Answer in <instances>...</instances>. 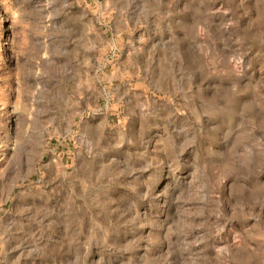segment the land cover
I'll return each instance as SVG.
<instances>
[{
    "label": "rangeland",
    "instance_id": "obj_1",
    "mask_svg": "<svg viewBox=\"0 0 264 264\" xmlns=\"http://www.w3.org/2000/svg\"><path fill=\"white\" fill-rule=\"evenodd\" d=\"M0 264H264V0H0Z\"/></svg>",
    "mask_w": 264,
    "mask_h": 264
},
{
    "label": "built area",
    "instance_id": "obj_2",
    "mask_svg": "<svg viewBox=\"0 0 264 264\" xmlns=\"http://www.w3.org/2000/svg\"><path fill=\"white\" fill-rule=\"evenodd\" d=\"M86 150L91 152V150L90 149H87V147H86Z\"/></svg>",
    "mask_w": 264,
    "mask_h": 264
}]
</instances>
